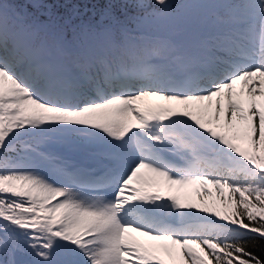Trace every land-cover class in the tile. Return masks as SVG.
I'll list each match as a JSON object with an SVG mask.
<instances>
[{
  "label": "snow or ice",
  "instance_id": "6c2138e0",
  "mask_svg": "<svg viewBox=\"0 0 264 264\" xmlns=\"http://www.w3.org/2000/svg\"><path fill=\"white\" fill-rule=\"evenodd\" d=\"M0 264H264V0H0Z\"/></svg>",
  "mask_w": 264,
  "mask_h": 264
},
{
  "label": "rangeland",
  "instance_id": "374dc122",
  "mask_svg": "<svg viewBox=\"0 0 264 264\" xmlns=\"http://www.w3.org/2000/svg\"><path fill=\"white\" fill-rule=\"evenodd\" d=\"M182 192L184 194L189 195L190 197H194L192 200L193 202L197 201L198 196H197V189L196 188H187V189L182 190Z\"/></svg>",
  "mask_w": 264,
  "mask_h": 264
},
{
  "label": "trees",
  "instance_id": "16d2710c",
  "mask_svg": "<svg viewBox=\"0 0 264 264\" xmlns=\"http://www.w3.org/2000/svg\"><path fill=\"white\" fill-rule=\"evenodd\" d=\"M17 2H21V3H22V2H24V0H17ZM193 198H194V197H191V199H192V200H193ZM196 202L198 203V202H199V200L197 199V201H196Z\"/></svg>",
  "mask_w": 264,
  "mask_h": 264
}]
</instances>
